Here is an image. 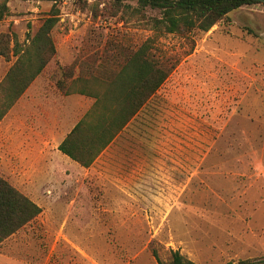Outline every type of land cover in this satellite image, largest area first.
Returning <instances> with one entry per match:
<instances>
[{
	"label": "rangeland",
	"instance_id": "rangeland-1",
	"mask_svg": "<svg viewBox=\"0 0 264 264\" xmlns=\"http://www.w3.org/2000/svg\"><path fill=\"white\" fill-rule=\"evenodd\" d=\"M1 3L0 33L20 48L52 7L56 20L54 54L0 120V176L40 207L0 241V264L264 256L263 2L182 32L154 27L161 13L148 6L137 20L112 14L110 0ZM146 38L167 71L159 87L87 168L55 153L50 129L68 126L58 113L80 86L71 77L80 69L95 89L109 58ZM13 60L0 56V79Z\"/></svg>",
	"mask_w": 264,
	"mask_h": 264
},
{
	"label": "trees",
	"instance_id": "trees-1",
	"mask_svg": "<svg viewBox=\"0 0 264 264\" xmlns=\"http://www.w3.org/2000/svg\"><path fill=\"white\" fill-rule=\"evenodd\" d=\"M55 1V0H54ZM128 1H133L130 4ZM112 14L122 19L133 17L143 20L142 9L158 8L161 16L152 18L154 27L166 32H182L192 28L207 30L242 4L253 0H110ZM55 9L47 13L22 48L13 38L8 46L9 34L0 33V56L4 60L14 57L0 79V120L17 100L31 80L43 69L54 54L49 36L56 17ZM6 12L5 3L0 5V17ZM151 38H146L136 49L109 58V70L98 77L92 76L95 89L84 84L88 76L78 69L70 83H80L77 90L94 98L92 105L70 128L56 148L81 166H88L114 136L130 121L146 99L159 87L167 71L160 59L149 53ZM115 56V57H114ZM100 66L97 64L95 67ZM67 93V91H63ZM40 208L0 176V241L30 221ZM157 264H197L170 250L167 260L156 259ZM261 258H243L224 264H262Z\"/></svg>",
	"mask_w": 264,
	"mask_h": 264
},
{
	"label": "crops",
	"instance_id": "crops-1",
	"mask_svg": "<svg viewBox=\"0 0 264 264\" xmlns=\"http://www.w3.org/2000/svg\"><path fill=\"white\" fill-rule=\"evenodd\" d=\"M75 75H73L74 77ZM37 78L34 77V79L32 81H34ZM29 86V85H28ZM28 86L24 89V91L21 93V95L17 98V100H19L20 98H22L23 94H25V92L27 91ZM69 98L70 101L72 102L70 104V106L68 108H66L63 112H59V116L63 117L62 122L65 123L66 125H68L64 130H62L61 128H58L59 126H57L58 130L54 128V126L51 127L50 132H53L56 134L55 135V140L54 143L52 144L53 147V151L57 154H59V156H63V158H66V160H69L70 162H72V164H76V166L81 167V168H87L88 166H90V164L92 162H94V160L97 158V156L92 160V162L88 165V166H81L80 164H78L76 161L70 159L68 156H66L65 154L61 153L56 146L58 145V143L63 139V137L66 135V133L70 130V128L83 116V114L86 112V110L92 105V102L94 101V98L90 95H86V94H81L78 92H73L71 94H69ZM16 100V101H17ZM11 108V107H10ZM9 108V109H10ZM8 109V110H9ZM7 110V112H8ZM6 112V113H7ZM5 113V114H6ZM49 113H45V115L49 116ZM4 114V116H5ZM3 118V117H2ZM1 118V119H2ZM122 130V129H121ZM121 130L119 132H121ZM119 132L114 136V138L119 134ZM113 138V139H114ZM25 195V194H24ZM26 196V195H25ZM29 198V197H28ZM30 199V198H29ZM31 200V199H30ZM38 207H39V203L37 200H32ZM40 208V207H39Z\"/></svg>",
	"mask_w": 264,
	"mask_h": 264
},
{
	"label": "water",
	"instance_id": "water-1",
	"mask_svg": "<svg viewBox=\"0 0 264 264\" xmlns=\"http://www.w3.org/2000/svg\"><path fill=\"white\" fill-rule=\"evenodd\" d=\"M253 1H258V2H263L264 3V0H253Z\"/></svg>",
	"mask_w": 264,
	"mask_h": 264
}]
</instances>
